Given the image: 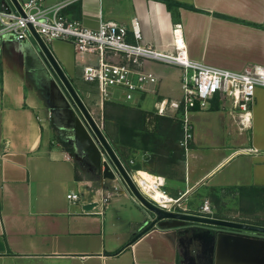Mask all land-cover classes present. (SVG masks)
Here are the masks:
<instances>
[{"label":"crops","instance_id":"0c3cea01","mask_svg":"<svg viewBox=\"0 0 264 264\" xmlns=\"http://www.w3.org/2000/svg\"><path fill=\"white\" fill-rule=\"evenodd\" d=\"M172 1L184 7L169 10L161 0L43 3H67L62 14L91 29L101 21L130 28L136 18L140 42L167 53L175 50L173 30L179 24L193 61L230 71L264 66V0ZM128 41L135 42L131 32ZM48 46L71 81L91 61L69 42ZM146 69L158 78L155 102L180 98V67L152 63ZM78 92L96 119L102 117L110 102L102 109L99 99ZM131 110L153 114L160 138L157 153L130 149L122 135L117 155L128 170L162 177L178 212L199 214L208 200L210 217L264 226V88L256 91L246 129L229 109L191 112L193 139L187 150L176 146L183 138L176 114ZM72 116L66 91L33 39L0 38V264H264L263 235L201 224L157 227L130 244L149 222L148 214L120 180L103 179L83 155L68 150V136L59 133L70 130ZM69 193L78 200H68ZM106 196L111 197L104 204ZM115 198L130 199L140 216L124 224L123 212L112 209Z\"/></svg>","mask_w":264,"mask_h":264},{"label":"built area","instance_id":"2783aa9c","mask_svg":"<svg viewBox=\"0 0 264 264\" xmlns=\"http://www.w3.org/2000/svg\"><path fill=\"white\" fill-rule=\"evenodd\" d=\"M19 3L23 14L8 0L0 4V38L11 37L19 42L30 40L31 26L47 45L55 40L69 42L77 52L96 56L97 64L85 65L82 75L84 82L97 88L102 109L105 102H132L137 106L143 96L155 93L153 86L158 78L146 68L157 63L182 69L180 98L158 100L153 111L159 116L167 113L178 116L184 131L180 143L184 150L193 139L190 113L209 110L215 101L220 109L237 113L243 129L249 128L256 91L264 88V66L249 64L241 71H230L193 61L189 58L179 24L173 30L175 50L167 53L140 42L142 34L136 18L130 28L113 21H101L96 29H91L62 14L67 3L54 7L45 6L43 0H19ZM129 32L134 43L128 41ZM128 172L145 198L164 210L178 212L179 204L163 189L162 177L148 174L153 178L149 181L141 171ZM114 192L120 191L114 188ZM110 197H104L103 203L106 204ZM67 198L76 201L79 195L69 193ZM210 212V202L205 200L199 215L208 216Z\"/></svg>","mask_w":264,"mask_h":264},{"label":"water","instance_id":"95a60500","mask_svg":"<svg viewBox=\"0 0 264 264\" xmlns=\"http://www.w3.org/2000/svg\"><path fill=\"white\" fill-rule=\"evenodd\" d=\"M19 13L23 14L19 0H8ZM31 38L37 50L43 56L52 72L66 91L72 106L73 116L70 132L73 135L76 151L91 164V167L105 180H120L136 204L148 214L149 222L131 240L130 244L154 228H179L187 223L201 224L224 228L233 231L259 234L264 236V226L225 220L199 214H190L176 211H167L145 198L137 188L127 167L117 155L110 141L104 133L94 114L83 101L78 90L73 85L63 67L52 53L49 46L42 40L36 31L29 26Z\"/></svg>","mask_w":264,"mask_h":264},{"label":"rangeland","instance_id":"374dc122","mask_svg":"<svg viewBox=\"0 0 264 264\" xmlns=\"http://www.w3.org/2000/svg\"><path fill=\"white\" fill-rule=\"evenodd\" d=\"M80 56L85 62H88L89 59H91V61L88 62V64H90V63H92L94 65L97 64V60H96L97 57L96 56L89 55V54H81ZM180 74H182V72H180ZM72 83L77 90H79L81 92H86V93L88 92L90 94L92 100H98L99 99V101H100L99 93L95 89H92L91 85L84 82L83 75L81 73L77 72V76L74 80H72ZM85 96H86V94H84V97ZM155 100L156 99H155L154 95L146 94L145 96H143L139 100L137 106H133L132 102H126V104H124L126 107L119 106L117 103L110 102L109 105L107 106V109L105 107V110L102 114V117L100 114L97 119H99V120L101 119L100 124L102 123V125H103V127H105L110 139L114 142V144H116V146H118V148L122 146L121 145L122 135L125 136V139L128 138V136L125 135V133H124V127H126L127 124H129V125H131V127L136 125L138 128H142V133H143V135L145 134L146 140H147L146 148L152 149L153 151H157L158 147H159L158 140L160 137H157L159 134V130L157 129V126H154V119H153L154 115L153 114H145V113L137 111V110H131V108H133V107L138 108V106H139L141 111H147V112L153 113V104H154ZM103 109H104V104H103ZM137 129H135V130H137ZM171 129L172 130H170V131H172V133H173L175 131V128L173 127ZM130 130H131V132H135V133L137 132V131H134L133 129H130ZM63 133H64V135L66 134L68 136V138L65 137L66 147H68V150H71L74 154L78 153L75 150L76 145H74L75 144L74 141H71V140H73V135L71 134V132L68 129H65V131L62 129V130H60L59 135L63 134ZM183 133H184V131H183ZM165 137H166L165 139H168V138L170 139L171 135H167ZM57 138H59V139H57ZM53 140L55 143L56 142L59 143L61 141L60 136L55 137V135H54ZM165 142L167 143V140L162 139V142L160 141V143H161L160 147L165 148L166 147L165 145L162 146ZM171 142H172V140H171ZM180 143H181V141H179L178 145H176V146L182 147L180 145ZM190 143H191V141L189 142L188 147L190 146ZM173 147H175V146H173ZM158 152L159 151H157V153ZM263 198H264V192H263ZM112 203H113L112 209H120L123 212L122 214L126 217V219L124 220V224H126L128 218H134L135 216H140L138 209L135 207L134 203L130 199L115 198L112 200ZM116 207H118V208H116ZM111 212H112V210L108 212L109 217L111 216Z\"/></svg>","mask_w":264,"mask_h":264},{"label":"trees","instance_id":"16d2710c","mask_svg":"<svg viewBox=\"0 0 264 264\" xmlns=\"http://www.w3.org/2000/svg\"><path fill=\"white\" fill-rule=\"evenodd\" d=\"M4 0H0V4L3 2ZM163 1L167 8L169 10H172L173 7H184V5H181L177 2H174L172 0H161ZM186 8H189V9H192L194 11H198L197 9L193 8V7H188V6H185ZM220 109V106H219V103L218 102H213L212 106L210 107V110H219ZM127 123V122H126ZM137 126L134 125L131 127V125L127 124L126 127H124V133L125 135L128 136L127 140L130 141V144L129 145H125V146H129L130 149L132 148H135V149H139V148H146V136L145 134L143 135L142 133V128H136ZM130 129H133L134 131H137L136 133L135 132H131ZM137 129V130H135ZM103 130H104V133L105 135L107 136L108 140L110 141L111 145L113 146L114 150L116 151L117 153V150H118V146H116V144H114V142L110 139L105 127H103ZM123 131V130H122ZM141 134V135H140ZM140 139V143L138 144L137 143V140ZM124 146V147H125Z\"/></svg>","mask_w":264,"mask_h":264},{"label":"bare ground","instance_id":"6f19581e","mask_svg":"<svg viewBox=\"0 0 264 264\" xmlns=\"http://www.w3.org/2000/svg\"><path fill=\"white\" fill-rule=\"evenodd\" d=\"M142 176H144L145 178H147L149 181H152L153 179H151V177H148L146 174L141 173Z\"/></svg>","mask_w":264,"mask_h":264}]
</instances>
